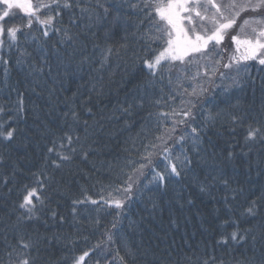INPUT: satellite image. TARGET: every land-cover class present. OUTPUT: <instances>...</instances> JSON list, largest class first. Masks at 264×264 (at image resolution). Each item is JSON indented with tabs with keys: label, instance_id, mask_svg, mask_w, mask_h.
Returning a JSON list of instances; mask_svg holds the SVG:
<instances>
[{
	"label": "trees",
	"instance_id": "1",
	"mask_svg": "<svg viewBox=\"0 0 264 264\" xmlns=\"http://www.w3.org/2000/svg\"><path fill=\"white\" fill-rule=\"evenodd\" d=\"M71 2L73 7L59 16L51 13L55 18L47 26L33 21L27 27V15L15 7L5 18L6 28L21 31L15 42L6 34L0 37V57L8 61H0V107L5 109L0 119L12 117L16 127L13 140L0 139V264H8L9 245L15 246L18 237L33 245L34 264H74L85 251L89 255L80 264H167L169 254L175 260L179 254L192 255L190 248L204 258L207 250L216 264H235L246 257H255L259 264L264 257V200L259 199L264 195V140L246 142L245 136L249 125L264 127V65L248 62L208 71L212 62H220L227 45L222 42L213 49L210 43L202 58L162 62L151 76L143 61L165 45L146 39L152 25L130 7L137 0H99L109 8L107 16L96 7L97 0ZM77 3L88 11L81 13ZM6 7L0 3V14ZM46 14V9L38 13L41 19ZM203 58L206 62L198 61ZM193 88L197 95H192ZM21 94L23 111H18ZM128 105L131 114L123 111ZM189 108L194 117L189 123L199 129L195 146L187 124H177L174 133L166 131L181 117L165 114ZM209 113L219 115L205 126ZM233 116L238 118L235 123ZM66 133L73 137L75 152L66 141L64 149L58 147ZM162 134L165 143L157 139ZM54 141L70 160L48 151ZM165 147L173 158L187 155L192 164L187 175L174 176L162 186L153 182V167L158 172L167 163ZM229 151L232 159L227 158ZM149 153L152 164L143 159ZM141 164L146 165L142 174L135 173ZM130 175L135 182L128 194L123 189ZM213 175L227 179L229 188L216 186V196L202 202L203 192L194 185L192 189V178L209 188L222 185L211 180ZM25 186L37 188L43 200L33 199L32 218L20 207ZM191 194L197 196L189 205L185 197ZM114 199L123 207L116 208ZM253 199L257 214L241 215ZM220 203L226 217L220 216ZM229 217L236 223L225 226ZM248 229L252 231L243 241L230 239L231 232L243 235ZM222 236L228 238L226 244Z\"/></svg>",
	"mask_w": 264,
	"mask_h": 264
},
{
	"label": "snow or ice",
	"instance_id": "2",
	"mask_svg": "<svg viewBox=\"0 0 264 264\" xmlns=\"http://www.w3.org/2000/svg\"><path fill=\"white\" fill-rule=\"evenodd\" d=\"M0 3L6 5V9L0 14V37L7 35L8 39L15 42L17 40V33L21 31L19 27L10 26L5 27V18L10 16L11 9L20 8L23 10L25 15L28 17L27 27H31L33 21L40 25H51L55 16H59L63 9H69L73 7L71 0H48V2H40L33 5L31 0H0ZM77 7H80V4H76ZM97 8H101L104 11L105 16H107L109 8L104 4L100 3L97 0L96 4ZM130 7L133 9L139 10V12L143 13L144 19H147L149 23L152 25V29L147 32L146 39L149 41H161L162 50L159 51L157 55H155L152 59H144L143 63L146 68L149 70V75L155 76L157 70L160 67H163V62H172V61H180L184 62L185 57H191L188 61L189 63L192 60L197 59L198 57L194 54L206 55L208 46L212 43L213 49H215L216 45L222 43L225 38L229 35L230 30H232L235 26H237V19L241 17L243 13L248 12H261L264 10V0H227V2H217V0H137V3L130 4ZM42 9H46L47 13L44 19H41V16L38 13L41 12ZM81 13H85L88 11L86 7H80ZM51 13H55V16ZM91 18V17H89ZM143 23V21H141ZM211 25V28L208 27ZM256 25V26H253ZM245 27H250L251 32L253 34L251 39H245L241 41L237 35H232L231 40L237 45V50L242 45L244 47V55L243 59L245 60H257L260 65H264V17H245L242 23L239 25L240 31H243ZM57 32L59 29L56 30ZM44 36H48L49 32L44 31ZM64 36L71 40V36L68 35L67 31L64 32ZM0 44H3V40H0ZM108 54H111L112 49H107ZM219 55V53H217ZM107 60V56L104 57V61ZM0 61L3 62L4 65L8 64L7 60H4L3 57H0ZM17 63H21L20 60ZM225 68H229V64L224 65ZM7 67H5V74L7 75ZM223 73H221V77H223ZM192 95H197L196 89L193 88ZM183 103V101H181ZM191 103V102H189ZM23 96L22 94L17 100L18 111H23ZM132 105H128L127 108H124L123 111L125 113H129V109ZM192 107H195L193 104ZM91 112V109H88ZM5 109L0 107V114H3ZM171 117H181V119H173L172 127L166 129V131L170 133H174L176 131L177 124H187L191 127L189 121L194 119L191 113V109H180L177 111L173 109L171 113L165 114ZM209 113L206 117L207 122H215L216 116ZM72 116L74 119H77V113L75 111L72 112ZM237 117L233 116L232 121L235 123L237 121ZM85 124L87 122L85 121ZM16 133V127L13 124V118L9 117L7 120L0 119V139L11 141L14 139ZM191 133L193 134L192 143L195 146L199 142V129L197 127H191ZM259 137L260 140H264V127H252L248 126L247 133L245 136V141H254ZM169 138L171 136L169 135ZM77 140L80 139L79 136L76 137ZM162 143H165L164 135L157 137ZM186 137L181 135L179 137L180 141H184ZM69 146V150L71 152H75L76 149L71 147L73 143V137L68 135L67 133L62 138L59 143V149H64L65 143ZM152 147H156L152 145ZM195 147L193 151H195ZM48 151L51 153L56 151L57 156L62 161H68L71 159L70 155L62 154L57 150V143L53 142V147L49 148ZM165 155L163 156V160L166 161L163 169L161 171H156L155 167H153V182L159 183L164 186L167 182L171 181L172 177H181L182 174L187 175V169L192 164V160L187 155L184 156L183 160L177 156L175 158L172 157L170 150L165 147L163 149ZM85 157L87 153H84ZM152 153H149L148 156L143 157L147 161L148 164H152V160L150 159ZM234 153L229 151L227 153V158L232 159ZM131 163V162H130ZM57 167L60 165L57 164ZM146 167L145 164L139 165L138 168H134L133 171L135 173L142 174V169ZM208 177H205L207 180ZM195 181L196 178L193 177ZM212 181L219 180L225 188H227L228 180L224 179L222 176L213 175L211 177ZM128 186L123 189L124 193H131L133 181L132 176L128 177ZM37 185L40 188H43V181L37 180ZM199 190L201 192H208L209 187L208 184H205L203 181H198ZM26 188V195L23 196V202L20 204L21 208H26L29 214V218H32L35 212L36 205L33 202V199L39 200L40 203H43V200L40 196L37 195V188ZM116 192H120L121 189H114ZM235 191V190H233ZM109 196H112V192L108 193ZM128 198V197H125ZM225 204L228 206L227 201L228 197L225 196ZM235 199V195L232 197ZM259 199L264 200V195L259 197ZM84 201L74 200V204L83 203ZM115 207L120 209L123 207V202L121 200H113ZM93 204L96 203L95 200L92 201ZM107 203V201H106ZM188 203L191 204V199L188 200ZM155 207V205H153ZM229 211H232L231 207L228 206ZM75 212V208L73 209ZM257 214V201L255 199L249 202V205L244 208L241 215H247L250 217H254ZM55 216V213H53ZM98 223V221H97ZM236 221L229 217L224 221L225 226L235 224ZM115 227V225H113ZM251 229L246 230L245 234H240L239 231H233L230 233V239L234 242L239 243L246 238L248 232H251ZM87 239V238H85ZM111 240V236L108 237ZM227 239L222 236L221 242L227 243ZM219 243V242H218ZM10 251L7 253L9 257L8 264H34L33 259L30 256V250L33 248V245L26 241L23 237H18L15 246L9 245ZM99 247V245H97ZM192 252V255L188 254H179L177 259L173 260L171 258V254H169L167 264H216V257L211 254H207V258H204L197 254V250L189 249ZM15 253V258H13V254ZM89 253L85 251L82 255H80L75 261L74 264H80L81 261L84 260L85 256H88ZM123 261V257L120 258ZM219 264H224L223 261H220ZM235 264H256L255 257H246L241 260L235 261ZM259 264H264V257L261 258Z\"/></svg>",
	"mask_w": 264,
	"mask_h": 264
},
{
	"label": "rangeland",
	"instance_id": "3",
	"mask_svg": "<svg viewBox=\"0 0 264 264\" xmlns=\"http://www.w3.org/2000/svg\"><path fill=\"white\" fill-rule=\"evenodd\" d=\"M34 1L35 0H31L33 5L36 4V3H34ZM217 2H220V0H217ZM223 2L226 3L227 0H223ZM253 16L254 17H264V10H262L261 12H257V13H253V12L243 13L241 15V17H239L237 19V26H235L232 30H230L229 35L225 38L224 41H222L224 43H227V45L225 44L223 46V49L225 52V53L223 52V57L220 59V62H218V63L216 61H215V63L212 62L211 65L207 67L208 71L215 70L216 68H220V67L222 70H224V69H226V68H224L225 64H229L230 67H233V66L236 67V66H239L241 64L248 63V62L249 63H252V62L258 63L257 60H251V59L245 60V59H243L244 47L241 45L239 47V50H237V45L231 40L232 35H237L241 41H243L245 39H251L252 38L253 34L251 32V28L245 27V29L243 31H240L239 25L242 23V21L245 17H253ZM253 26H256V25H253ZM208 27L211 28V25H208ZM202 57H203V55H201V54L198 55V58H202ZM185 58H187V57H185ZM199 60L206 62L205 58L198 59V61ZM174 62H177V61H172V64ZM218 64H220V65L218 66ZM202 65H200V66H202ZM200 66H199V68L203 69V71H201V72H204L205 68L200 67ZM196 72H198V71L196 70ZM161 145L164 146L165 144H161Z\"/></svg>",
	"mask_w": 264,
	"mask_h": 264
},
{
	"label": "bare ground",
	"instance_id": "4",
	"mask_svg": "<svg viewBox=\"0 0 264 264\" xmlns=\"http://www.w3.org/2000/svg\"><path fill=\"white\" fill-rule=\"evenodd\" d=\"M229 69L231 70L232 69V67H229ZM196 178V180L194 181L193 180V178H192V189L194 188V186L195 187H197L198 188V190H199V183H198V181H202V180H199L197 177H195ZM194 185V186H193ZM216 186H221V187H225L223 184L221 185V184H219V183H213V185L209 188L210 190H209V192H207V193H202V195H200L201 196V199H202V202H208V200H209V197H215L216 196ZM228 188H229V186H228ZM200 191V190H199ZM201 192V191H200ZM197 196V194H191V196L189 195V196H186L185 197V201L186 202H188V200L189 199H191V201L192 202H194L195 201V197ZM212 198V199H213ZM197 201H199V200H197ZM221 205H222V210H221V214H220V216L221 217H226V213H225V209H224V205H223V203H220ZM189 205H192V203L191 204H189ZM262 209V208H261ZM242 223H243V226H247V227H249V225L247 224L248 223V221L247 220H242ZM206 252V258H207V254H210L209 252H207V250L205 251ZM212 255V254H211Z\"/></svg>",
	"mask_w": 264,
	"mask_h": 264
}]
</instances>
